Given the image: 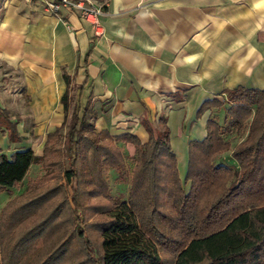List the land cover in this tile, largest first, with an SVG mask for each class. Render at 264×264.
Instances as JSON below:
<instances>
[{
  "label": "crops",
  "instance_id": "obj_1",
  "mask_svg": "<svg viewBox=\"0 0 264 264\" xmlns=\"http://www.w3.org/2000/svg\"><path fill=\"white\" fill-rule=\"evenodd\" d=\"M98 1L101 36L65 7L53 14L40 0L0 1V108L19 137L11 140L2 125L0 153L42 155L75 97L79 117L85 105L95 115V132L141 143L149 138L141 120L154 128L163 116L183 178L189 142L202 140L208 118L218 121L217 110L227 107L199 114L201 104L238 86L264 91V0ZM116 145L132 162L135 145Z\"/></svg>",
  "mask_w": 264,
  "mask_h": 264
},
{
  "label": "trees",
  "instance_id": "obj_2",
  "mask_svg": "<svg viewBox=\"0 0 264 264\" xmlns=\"http://www.w3.org/2000/svg\"><path fill=\"white\" fill-rule=\"evenodd\" d=\"M64 79L67 89L61 102L67 112L66 74ZM225 103L223 124L209 117L206 136L189 142L184 178L178 174L163 116L154 128L141 120L149 134L145 143L128 133L95 132L93 123L88 124L98 137L108 140V146L99 155L94 151L91 162L99 163L97 181L102 187L106 186L100 174L102 168L125 167L123 152L116 142L130 141L135 145L128 194L126 198H117L108 208L109 220L101 226V264H165L161 247L172 250L171 264H264V91L242 86L225 89L204 101L198 113ZM94 116L88 105L83 107L80 117L75 110L70 114L64 144L69 164L64 175L68 180L78 177L77 150L83 138L79 128ZM67 118L47 135L42 155H35L30 148L10 156L0 153V189L16 185L31 163H46ZM2 125L11 140L19 138L7 111L0 108ZM239 131L242 135L231 149L230 134ZM229 150L236 165L215 162L217 155ZM73 189L71 202L78 209L80 192L77 186ZM78 232L83 246L91 252L89 240L82 230Z\"/></svg>",
  "mask_w": 264,
  "mask_h": 264
},
{
  "label": "rangeland",
  "instance_id": "obj_3",
  "mask_svg": "<svg viewBox=\"0 0 264 264\" xmlns=\"http://www.w3.org/2000/svg\"><path fill=\"white\" fill-rule=\"evenodd\" d=\"M81 107L73 97L67 121L60 128L46 163H33L22 181L9 189H0L3 264H101V226L109 220L107 210L114 201L126 198L133 163L126 160L125 167L120 170L100 168L106 186L98 183L96 168L99 163L91 162L95 158L94 151L99 155L108 146V140L91 130L88 124L93 123V119L88 117L86 124L79 128L83 138L77 150L78 177L76 180L65 177L64 170L69 165L64 147L65 133L71 111ZM217 112L218 121L224 122L225 109L221 107ZM241 135L242 131L230 134V148L237 144ZM215 162L236 165L230 151L217 155ZM75 186L80 192L78 209H74L71 202ZM184 188H188V182L184 183ZM79 230L89 240L91 252L83 246ZM160 253L165 264L173 262L171 249L161 247Z\"/></svg>",
  "mask_w": 264,
  "mask_h": 264
},
{
  "label": "built area",
  "instance_id": "obj_4",
  "mask_svg": "<svg viewBox=\"0 0 264 264\" xmlns=\"http://www.w3.org/2000/svg\"><path fill=\"white\" fill-rule=\"evenodd\" d=\"M1 1V0H0ZM29 1V0H25ZM44 8L53 14H58L61 8L65 7L80 18L88 22L95 35L103 34L101 17L105 13L103 5L98 0H40Z\"/></svg>",
  "mask_w": 264,
  "mask_h": 264
}]
</instances>
